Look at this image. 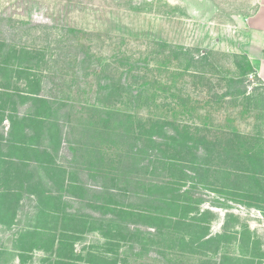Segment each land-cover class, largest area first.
I'll return each mask as SVG.
<instances>
[{
    "label": "rangeland",
    "instance_id": "1",
    "mask_svg": "<svg viewBox=\"0 0 264 264\" xmlns=\"http://www.w3.org/2000/svg\"><path fill=\"white\" fill-rule=\"evenodd\" d=\"M191 9L0 0V264H264V85Z\"/></svg>",
    "mask_w": 264,
    "mask_h": 264
},
{
    "label": "crops",
    "instance_id": "2",
    "mask_svg": "<svg viewBox=\"0 0 264 264\" xmlns=\"http://www.w3.org/2000/svg\"><path fill=\"white\" fill-rule=\"evenodd\" d=\"M190 1L197 26L206 23L207 35L216 43L220 37L234 42L231 51L247 59L254 77L264 85V0Z\"/></svg>",
    "mask_w": 264,
    "mask_h": 264
},
{
    "label": "trees",
    "instance_id": "3",
    "mask_svg": "<svg viewBox=\"0 0 264 264\" xmlns=\"http://www.w3.org/2000/svg\"><path fill=\"white\" fill-rule=\"evenodd\" d=\"M244 60H245V63L247 65L248 69L250 70V72L253 73V70L250 67V65H249V63H248V61H247V59L245 57H244ZM141 127H142V125H141ZM139 136H142V134H140ZM179 138L180 137L178 135H171V136L167 137V139L170 140L172 143H177V141H178ZM164 146H165V150L166 151H169L170 150L168 144L165 143ZM158 148H162V147H158ZM169 161L172 162V164L175 163V159H173V157L169 158ZM160 190L165 191V193H164L165 195H164L163 201L161 199H158V200H159L160 203L166 204V208H165L166 214H168L167 210L169 212H173V210L170 209V207L172 205L171 202L173 201V198L176 197L177 195H172V197H170V198H168V195L175 193L176 190H174L172 187H169V186H164V187L160 188ZM173 205H176V204H173ZM166 214H164L165 215V218L168 216Z\"/></svg>",
    "mask_w": 264,
    "mask_h": 264
}]
</instances>
